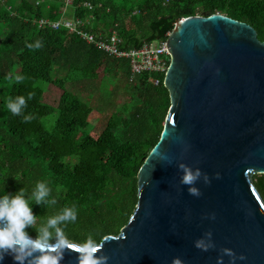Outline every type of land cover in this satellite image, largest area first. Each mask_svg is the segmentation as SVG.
Returning <instances> with one entry per match:
<instances>
[{"label":"trees","instance_id":"16d2710c","mask_svg":"<svg viewBox=\"0 0 264 264\" xmlns=\"http://www.w3.org/2000/svg\"><path fill=\"white\" fill-rule=\"evenodd\" d=\"M215 14L252 26L264 42V0H0V193L21 187L27 192L37 180L46 181L57 204L47 211L33 204L32 211L47 216L75 205L76 220L63 228L66 242L78 244L91 234L99 244L117 235L137 208L139 170L159 142L171 107L165 74L144 72L132 79L128 60L110 57L63 26L40 27L39 21L78 19L83 31L104 36L116 31L122 48L138 49L166 39L184 18ZM37 39L40 48L25 46ZM100 68L108 84L117 88L119 82L130 98L95 137L92 107L67 84L95 81ZM43 84L61 90L56 106L45 102ZM103 91L107 99L114 95L108 85ZM16 96L26 103L14 116L5 104ZM24 114L30 119L22 120ZM53 114L57 117L48 131L41 121ZM73 120L84 124L73 126ZM253 181L264 201V175ZM26 230L35 237L32 228Z\"/></svg>","mask_w":264,"mask_h":264},{"label":"water","instance_id":"95a60500","mask_svg":"<svg viewBox=\"0 0 264 264\" xmlns=\"http://www.w3.org/2000/svg\"><path fill=\"white\" fill-rule=\"evenodd\" d=\"M166 42L164 129L139 170L134 214L97 255L106 264H230L229 248L243 256L234 264H264V201L253 181L264 175V42L221 14L176 22ZM180 164L200 169L199 196L180 183ZM201 238L212 246L196 248ZM66 243L61 264H76L77 244ZM0 264L16 262L5 255Z\"/></svg>","mask_w":264,"mask_h":264},{"label":"clouds","instance_id":"9594fccd","mask_svg":"<svg viewBox=\"0 0 264 264\" xmlns=\"http://www.w3.org/2000/svg\"><path fill=\"white\" fill-rule=\"evenodd\" d=\"M25 46L29 49L40 48L42 46L39 39ZM19 82L22 76H15ZM29 99L31 98L29 94ZM25 97L16 96L6 101L5 107L12 115H21L25 106ZM27 121L30 119L28 114L21 116ZM181 171L180 183L187 185V191L192 196H199L200 190L194 186L195 181L201 178L199 168L190 169L184 164L178 165ZM219 178V174H214ZM17 179L16 177H14ZM203 182L209 183L207 173L203 174ZM53 189L48 182L37 180L30 191L24 187L19 188L14 193L3 191L0 193V261L5 255H10L16 264H61L66 248L70 247L66 243L64 226L69 222H74L77 217L75 205H64L53 214L38 216L33 213L32 205H43L47 211L57 204V197L53 194ZM39 219V222H37ZM32 228L35 237L30 236L26 229ZM207 237L211 233L205 234ZM194 246L200 250H207L212 246L209 240L204 238L197 239ZM99 246L91 234L86 235L76 246V264H106V257L102 254L97 255ZM223 254L230 258V264H234L237 257L229 248L221 250ZM220 258L218 257V264ZM173 264H180L179 258H173Z\"/></svg>","mask_w":264,"mask_h":264},{"label":"built area","instance_id":"2783aa9c","mask_svg":"<svg viewBox=\"0 0 264 264\" xmlns=\"http://www.w3.org/2000/svg\"><path fill=\"white\" fill-rule=\"evenodd\" d=\"M72 0H67V4H71ZM49 26L51 29H58L65 27L68 32L78 36L87 44H91L98 50L106 53L113 58H124L128 60L130 65L131 78L142 74L144 72L165 74L169 66V50L167 48V38L161 41L145 43L138 49H124L122 48L123 39L120 35L113 31L110 35L104 36L102 34L95 35L91 32L83 31V23L76 20H68L63 18L59 21H39L40 27ZM168 37V36H167ZM158 80L155 81L157 85Z\"/></svg>","mask_w":264,"mask_h":264},{"label":"rangeland","instance_id":"374dc122","mask_svg":"<svg viewBox=\"0 0 264 264\" xmlns=\"http://www.w3.org/2000/svg\"><path fill=\"white\" fill-rule=\"evenodd\" d=\"M65 72V71H64ZM61 72L60 76H64L65 73ZM69 78L75 79V76L71 75ZM118 85L117 88H114L112 85L108 84V77L103 71V68H100L98 71V78L95 81L88 82H69L67 84V89L78 96L80 99H84L93 109L92 116L89 123L91 124V135L97 137L104 125L106 124L108 118L119 106L123 105L130 98L129 94L121 86L119 87V82H116ZM105 85H108V88L114 90V95L112 98L107 99L104 94L103 88ZM44 90L47 89V92L44 94V100L49 105L56 106L61 95V90L55 86L42 85ZM57 115L53 114L42 119L41 123L43 127L51 131L54 127V123ZM81 123V124H79ZM84 123L78 120H73L72 125H78L82 127ZM69 156V152L65 151L63 157L66 158Z\"/></svg>","mask_w":264,"mask_h":264},{"label":"snow or ice","instance_id":"6c2138e0","mask_svg":"<svg viewBox=\"0 0 264 264\" xmlns=\"http://www.w3.org/2000/svg\"><path fill=\"white\" fill-rule=\"evenodd\" d=\"M71 247V246H70Z\"/></svg>","mask_w":264,"mask_h":264}]
</instances>
